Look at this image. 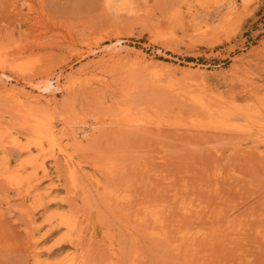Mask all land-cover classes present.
<instances>
[{
  "label": "rangeland",
  "instance_id": "rangeland-1",
  "mask_svg": "<svg viewBox=\"0 0 264 264\" xmlns=\"http://www.w3.org/2000/svg\"><path fill=\"white\" fill-rule=\"evenodd\" d=\"M0 73V264H264V0H0Z\"/></svg>",
  "mask_w": 264,
  "mask_h": 264
},
{
  "label": "bare ground",
  "instance_id": "bare-ground-1",
  "mask_svg": "<svg viewBox=\"0 0 264 264\" xmlns=\"http://www.w3.org/2000/svg\"><path fill=\"white\" fill-rule=\"evenodd\" d=\"M231 4V3H230ZM210 27H212V25L211 24H209L207 21H204L203 22V24L202 25H200L199 26V30L201 29V31H203V32H207V31H209L210 30ZM211 32V31H210ZM207 34V33H206ZM1 74V73H0ZM60 75V74H59ZM59 75L56 77V80H58V77H59ZM61 76V75H60ZM47 79V78H46ZM55 82H57V81H55ZM41 84V83H40ZM40 87V86H39ZM58 87V86H57ZM60 87H61V85H60ZM59 87V88H60ZM38 88V87H37ZM11 89V88H10ZM9 89V90H10ZM41 91H42V93L41 94H43V92L45 93V92H50V93H52V94H54V91L56 90V87H51L50 85H46V84H44V85H42L41 86ZM9 90H7V91H9ZM11 91V90H10ZM27 91V90H26ZM10 92H8V94H9ZM40 94V95H41ZM49 94V93H48ZM28 95H30V94H28ZM39 95V94H38ZM39 95V96H40ZM16 97V96H15ZM37 97V96H36ZM26 98V97H25ZM30 98H32V99H36L35 97H30ZM28 99V98H27ZM47 98H45V100H46ZM27 101V100H26ZM53 103V102H52ZM33 104V103H32ZM35 104V103H34ZM46 104V103H45ZM48 105V104H47ZM46 105V106H47ZM27 106V105H26ZM20 107V106H19ZM23 107V106H22ZM29 107V106H28ZM32 109V108H31ZM37 110V109H36ZM30 111V110H29ZM23 112H25V111H23ZM35 112V111H34ZM27 113V112H26ZM259 113H262V111H260ZM44 115V114H43ZM21 116V115H20ZM27 116V115H26ZM261 116V115H260ZM28 117V116H27ZM30 120V119H29ZM35 121V120H34ZM33 121V123L35 124V122ZM41 121H37L36 122V126H43L44 125V123H40ZM28 123V122H27ZM40 124V125H38V124ZM42 124V125H41ZM46 125V124H45ZM55 127V126H54ZM45 128V129H44ZM35 129V131L37 130H39V129H36V127L34 128ZM41 129H44V130H41V132L42 131H44V132H42V133H44V135H46V137H47V135L50 133V132H48V133H45L46 132V130H48L46 127H41ZM35 133V132H34ZM38 133H39V131H38ZM31 135V134H30ZM35 136L37 135V134H34ZM41 135V134H40ZM39 135V136H40ZM43 135V134H42ZM41 135V136H42ZM50 136H51V134H49ZM49 135H48V137H49ZM41 136L40 137H37V138H40L41 139ZM43 137V139H44V136H42ZM47 139V138H46ZM48 140H51V139H48ZM52 141V140H51ZM52 143V142H51ZM47 144V143H46ZM23 145V144H22ZM19 146H21V144L19 145ZM47 146V145H46ZM58 147V146H57ZM40 151H42V150H40ZM39 152V151H38ZM262 152V151H261ZM39 154V153H38ZM37 158V157H36ZM29 159V158H28ZM41 159H43L42 157H41ZM45 159V158H44ZM43 159V160H44ZM37 160V159H36ZM29 161V160H28ZM34 161V160H33ZM39 162V161H38ZM29 164V163H28ZM40 165V164H39ZM109 167V166H108ZM32 168V167H31ZM7 169V168H6ZM43 169H44V171L46 172V169L43 167ZM75 169V168H74ZM34 169L32 168V171H33ZM74 171V170H73ZM84 171V170H83ZM107 171V170H106ZM35 172V171H34ZM34 172H33V174H34ZM9 172L7 171V174H8ZM72 173V172H71ZM75 173V172H74ZM84 173V172H83ZM3 174H5L6 175V173H2V175ZM13 174V173H12ZM12 174H10V176L12 175ZM22 174V173H21ZM9 175V174H8ZM7 175V176H8ZM22 175H24V174H22ZM27 175V174H26ZM13 176V175H12ZM16 176V174L14 175V177ZM4 177V176H3ZM20 177H21V175H20ZM25 177V176H24ZM77 177V176H76ZM8 178V177H7ZM16 178V177H15ZM36 178V177H35ZM9 179H11V178H9ZM23 179V178H22ZM28 179V178H27ZM32 179H33V177H32ZM39 179V178H38ZM7 180V179H6ZM16 180V179H15ZM23 180H25V178L23 179ZM29 180V179H28ZM9 181V180H8ZM27 181V180H26ZM31 181H33V180H31ZM35 181H36V179H35ZM38 181V180H37ZM100 181V180H99ZM29 183V182H28ZM12 184V183H11ZM31 184H33V183H31ZM30 184V185H31ZM36 184H37V182H36ZM18 185V184H17ZM33 185H35V184H33ZM32 187V186H31ZM51 187V186H50ZM35 200V199H34ZM186 207V206H185ZM151 209V208H150ZM156 210H157V208H156ZM152 211V210H151ZM159 212V211H158ZM157 212V213H158ZM154 213V212H153ZM155 214H156V212H155ZM152 215V214H151ZM152 216H154V221H158V216H155V215H152ZM160 216V215H159ZM162 217V216H161ZM160 218V217H159ZM161 222V221H160ZM154 223V222H153ZM78 224V223H77ZM155 224V223H154ZM68 225H69V223H68ZM153 225V224H152ZM157 225V224H156ZM160 225V224H159ZM70 226V225H69ZM68 227V226H67ZM161 227V226H160ZM76 228V227H75ZM162 228V227H161ZM74 229V228H73ZM159 232V231H158ZM160 233V232H159ZM78 234V233H77ZM164 235V234H163Z\"/></svg>",
  "mask_w": 264,
  "mask_h": 264
}]
</instances>
